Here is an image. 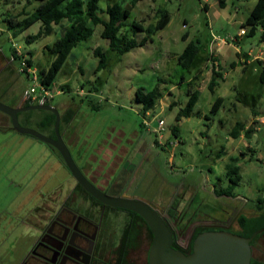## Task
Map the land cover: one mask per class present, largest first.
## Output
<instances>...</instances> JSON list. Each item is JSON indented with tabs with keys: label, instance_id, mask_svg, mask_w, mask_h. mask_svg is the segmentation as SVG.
Listing matches in <instances>:
<instances>
[{
	"label": "rangeland",
	"instance_id": "obj_1",
	"mask_svg": "<svg viewBox=\"0 0 264 264\" xmlns=\"http://www.w3.org/2000/svg\"><path fill=\"white\" fill-rule=\"evenodd\" d=\"M255 1L226 0V5L219 7V0H208L210 6L218 4L204 11L203 0H140L134 5L128 0H99L102 9L113 2L129 8L123 27H129L134 20H141L144 25L154 23L158 8L167 10L170 19L143 46L122 55L109 48L99 35L101 25H97L87 40L71 50L60 67L51 86L59 93L54 94L50 105L58 110L60 117L69 109L73 113L68 123L60 118L58 132L81 172L104 178L116 174L124 180L128 172L123 169H126L131 173L125 181L126 193L161 208L169 206L174 197L172 208L177 209L176 204L183 208L188 200L181 196L189 187L199 198L200 192L229 183L225 170L230 160L221 149L236 143L244 154L238 161L241 178L234 192L248 200L243 213L255 214L253 202L259 197L264 199V125L257 122L264 115V83L259 81L264 55L261 66L252 61L243 68L237 61L231 67L228 62L230 58L235 59L233 52L220 49L224 78L213 91L207 88L210 72L207 75L208 68L203 65L204 45H200L189 68H181L176 62V56L187 42L182 39L183 33H187L189 40L199 38L200 42L210 33L230 39L237 35L240 21ZM37 4L38 1L0 0V85L4 84L0 101L11 107H15L17 98L32 84L19 72L18 60L11 58V49L26 57L31 55L36 68L47 66L53 55L46 46L62 32V28L55 27L51 34L27 44L24 37L39 27V22H35L17 36L12 35L8 22L2 18L13 15L16 21ZM232 14H236L235 21L230 20ZM100 15L106 17L104 12ZM144 35L145 32L137 31L135 38L139 40ZM237 36V46L244 52L254 48L253 54H256L257 48L264 45L259 28L253 35ZM92 46H98L106 56V66L96 72L93 70L97 58L92 54ZM10 74V80L3 81ZM183 77L191 78L189 84L182 81ZM159 79L164 81L159 83L162 96L155 108L143 116L135 90L149 91ZM192 90L198 93L192 113L176 121L177 110L186 103L187 93ZM217 97H222V103L213 111L211 106ZM160 118L164 121L163 136L152 145L158 135L151 129ZM18 120L22 126L46 135L34 121H25L22 115ZM237 122L241 124L239 133L252 129L248 138L243 135L233 139L229 135ZM172 125L178 129L175 137L170 133ZM74 183L57 152L50 151L35 137L13 130L9 117L0 112V264L19 263L30 244L34 227ZM202 197L208 195L202 194ZM195 205L194 201L187 208L184 220L191 216ZM116 223L119 229L120 222ZM228 225L232 230L237 229L235 221ZM113 234L110 238L116 242L118 233ZM183 234L186 239L189 230ZM150 240V233L146 232L139 241L144 250L141 259L146 256ZM111 247L108 246L110 249L105 255L109 263ZM137 249H130V260L142 252ZM251 253L264 264V233L255 240Z\"/></svg>",
	"mask_w": 264,
	"mask_h": 264
},
{
	"label": "trees",
	"instance_id": "obj_2",
	"mask_svg": "<svg viewBox=\"0 0 264 264\" xmlns=\"http://www.w3.org/2000/svg\"><path fill=\"white\" fill-rule=\"evenodd\" d=\"M27 3L31 1H38V4L33 8L32 11L23 12V17L13 21V15H8L3 17V21L8 22V28L11 29L12 35L17 36L23 29L27 28L35 22H39V27L35 33L27 34L24 37V42L29 44L34 41L39 40L51 34L55 27L62 28V33L58 35L52 43L46 48L51 52L52 59L47 63V66H41L37 68L38 79L44 87L51 88L54 83L55 76L57 75L60 67L70 54L71 50L76 47V45L87 40L93 33L94 28L97 25H101V31L99 33L100 37L107 40V44L111 50L116 52L118 55H122L129 50L143 46L150 35L154 34L156 31L162 29L169 21V13L167 10L158 8L157 16L154 23L143 24L141 20H134L130 23L129 27H123V20L130 13L129 8L123 6L120 2H113L107 4L105 8H99V0H25ZM131 5H134L140 0H128ZM220 7L224 6L223 0H219ZM203 10L207 11V6H203ZM104 12L106 17H102L100 13ZM241 27L247 29L245 34L253 35L255 31L259 28L260 30V40L264 41V0H256L248 15L241 22ZM137 31L145 32L146 35L142 36L139 40L135 38ZM243 34V35H245ZM187 33H183L182 39L187 40ZM200 46L199 38L190 39L186 42L181 53L177 56V64L184 69H187L193 63ZM92 54L97 58L96 66L94 67V72L103 69L106 66V56L102 50L96 46L93 48ZM11 58L13 60H18L20 65L21 61H24L27 65L33 66V61L23 54H17L15 48L10 51ZM23 58V60H21ZM207 60L214 61V57L209 54ZM262 63L258 61L257 63ZM233 67L234 63H230ZM208 67V66H207ZM245 68V66H243ZM80 70H82L80 68ZM11 72V71H10ZM25 74L23 70L20 72ZM12 74V73H11ZM223 79L222 73L219 71L218 65H212L210 68V77L207 83V88L213 91L215 87L219 84V81ZM191 80L187 82L189 84ZM259 81L264 83V66H261L259 73ZM164 82L159 79L157 84L149 91H143L141 88L135 90V99L141 103V113L144 115L145 112L155 108L157 102L162 96V91L159 87V83ZM188 94L186 103L177 110L175 114V120L179 121L181 117H188L192 113L193 107L197 101V91L192 90ZM50 102H45L49 104ZM222 103V97H217L211 106V110L215 111ZM28 101L22 103L23 106L30 105ZM23 116L25 121L33 120L42 131L47 133V135L54 136V113L37 109L28 110L24 112H19L18 116ZM73 116V113L69 110L65 111L61 115V119L65 123H68ZM32 122V121H31ZM143 125V124H142ZM237 127L232 128L230 131V136L236 138L239 135V122L236 123ZM253 132L252 129H246L243 133L245 137H249L250 133ZM170 133L172 136L178 135V129L176 125L171 126ZM57 152V151H56ZM60 157V154L57 152ZM244 153L241 152L239 156L229 157L230 162L226 164L225 174L228 178L229 184L224 190L216 189L215 192L218 194H226L234 196L233 189L240 181L239 165L238 161ZM61 158V157H60ZM77 188L81 189L79 185ZM83 191V189H81ZM253 208L256 211L255 214L245 215L239 214L236 218L237 229L233 230L234 233L248 237L255 230L264 227V199L259 197L253 202ZM144 222V221H142ZM219 230L215 226L203 227L198 226L192 234L191 241L195 236L207 230ZM229 231L232 230L231 227L227 228ZM149 230V228H148ZM134 231V227L130 230ZM150 233V232H149ZM263 232L258 233L250 242L253 246L255 240L259 238ZM151 236V234H150ZM134 232L129 236L128 240H125L119 244L112 252L114 253V261L112 264H129L126 260V253L128 249L134 246ZM124 248L125 251H122ZM115 256L117 257L115 259ZM250 264H261V262L252 257Z\"/></svg>",
	"mask_w": 264,
	"mask_h": 264
},
{
	"label": "flooded vegetation",
	"instance_id": "obj_3",
	"mask_svg": "<svg viewBox=\"0 0 264 264\" xmlns=\"http://www.w3.org/2000/svg\"><path fill=\"white\" fill-rule=\"evenodd\" d=\"M22 99L21 105L26 101L23 94ZM155 143L156 140L154 139L152 145ZM46 146H48L50 151H57L49 144H46ZM61 161L63 162L62 158ZM84 171L86 172L85 168ZM123 171L128 172L124 180H121L122 177L116 174H110L109 178H104L103 176L96 177L89 172H87V175H83L103 193L142 200V198L124 191L126 187L125 181L128 180L131 173L126 169H123ZM77 185L79 184L75 181L74 185L60 201L53 202L51 208L46 212L43 219L40 220L41 223H37L34 227L30 244L18 264H112L114 253L112 252L111 263L107 261L105 256L108 249H110L108 246L112 245L111 251H113L124 241L123 238L128 240L133 232L135 242L134 246L128 249L126 260L129 264H148L147 253L141 259L144 250L139 244L142 236L146 232H150L145 222H142L144 220L131 210L110 206L101 202L86 192L80 185L83 191L77 188ZM245 205L243 204V207ZM152 207L158 209L155 205H152ZM158 210L170 227L174 239L173 246L185 253H189L191 246L188 245V240L196 227L203 225H195L188 237L184 239L185 235L176 227V223L172 225L166 219L163 212L160 209ZM117 221L120 222L119 229L115 225ZM132 227H134V231L130 232ZM203 227L209 226L204 225ZM216 228L228 230V227L225 226ZM230 231L234 232L233 230ZM113 232L118 233L116 242L113 238H110L114 236ZM132 248H138V252L140 249L142 251L136 254L137 257L134 260H130L128 257L129 251ZM122 251H125L124 248Z\"/></svg>",
	"mask_w": 264,
	"mask_h": 264
},
{
	"label": "water",
	"instance_id": "obj_4",
	"mask_svg": "<svg viewBox=\"0 0 264 264\" xmlns=\"http://www.w3.org/2000/svg\"><path fill=\"white\" fill-rule=\"evenodd\" d=\"M37 109L54 113V137L19 123V112ZM0 112L10 118L11 127L16 132L31 135L54 147L70 174L86 192L105 204L131 210L144 220L151 233L147 252L148 264H250L252 258L250 242L258 233L264 231V227L255 230L248 237L224 228L202 231L192 241V235L190 236L188 245L191 246V251L185 253L173 246L174 239L170 227L158 209L144 200L103 193L83 175L58 132L60 115L54 106L38 103L11 107L0 101Z\"/></svg>",
	"mask_w": 264,
	"mask_h": 264
},
{
	"label": "crops",
	"instance_id": "obj_5",
	"mask_svg": "<svg viewBox=\"0 0 264 264\" xmlns=\"http://www.w3.org/2000/svg\"><path fill=\"white\" fill-rule=\"evenodd\" d=\"M223 2H224V6H225L226 0H223ZM215 4H218V3L211 4V6H210L209 2H207L206 6H207V8H209V7L215 6ZM235 16H236V14L235 15L232 14L230 16V20L235 21V19H234ZM242 21H240V25H241ZM100 31H101V29L99 30V33H100ZM212 34H214V33H212ZM234 37H235V39L231 40V37H230V39H228V38H225L223 36H220L219 34H214V36H212L210 33V35L208 36L207 39L200 42V45L205 46V52L203 54V58H204V64L203 65L206 68H208L206 59H207V56L211 53L212 56L214 57L215 64L218 65L219 71L223 75V78H224V73H223V69L221 68V65L219 62V54H218L220 49H225V50L230 49L233 52L235 59L230 58L231 60L228 62L229 66H230V63H234V66H235L236 62L238 61L239 64H242V66L246 67L248 62H252V61L257 62V60L262 61L261 58L264 55L263 43H262L260 49L257 48L256 54H253V52L255 51L254 48H249L247 50V52H244L243 49L238 48V46H237L238 45L237 42L239 41L238 36L235 35ZM188 40H189V38H187L186 41H188ZM105 42L107 43L106 39H105ZM93 48H94V46H92V49ZM199 49H200V46H199ZM198 52H199V50H198ZM177 56H176V58H177ZM259 65L261 66V62L259 63ZM208 71L210 72V70L207 69V75H208ZM10 77H11V74L7 78L4 77L3 81L4 80L5 81L10 80ZM209 77H210V74H209ZM189 80H191V78L186 80L183 77V79H182V81L186 82V83ZM3 86H4V84L0 85V93H1ZM22 100L23 99H22V94H21L19 96V98H17L15 104H13V105L14 106L21 105ZM242 136H243V133H239V135L236 137V139L240 138ZM233 139H235V138H233ZM232 145H233V143L230 144L229 148L224 147L221 149V152L224 153L223 155H226V158L227 157L229 158L231 156H239L240 153L243 152L240 149L241 146H239V144L235 143L233 146ZM238 165H239V163H238ZM240 172H241V167L239 169V173ZM240 178H241V174H240ZM228 184L226 186H221L218 190H224L228 186ZM190 189H191V187L186 189V191L181 196V199L188 200V202H187L188 204L185 203L183 208H181L179 206L180 204H176L177 209L171 208V205H173L175 203L174 201L176 198H174V197L172 198L170 205L167 206L166 208H161V207L155 205L158 209H160L163 212L166 219L168 221H170V223L172 225H174V223H176V227L179 230H181L182 233L185 232L186 230H189V233H190L192 231V229L195 227V225H203V226L205 225V226H215V227H223V226L230 227L228 225L230 223V221H236V218L239 214H244L243 211L245 210L246 205L243 207V204L248 203L247 202L248 200L246 201L244 196L236 194L234 192V189H233L234 196H230V195H226V194L216 193L215 192L216 188L213 187V188L209 189L208 191H206L205 193L200 192L199 198L197 196L198 194L196 192H194V190H190ZM202 194H207L208 197L207 198L202 197ZM194 201L196 202V205L193 209V212L191 213V216L187 220H184L185 211L187 210V208H189L190 204ZM241 208H243V209H241Z\"/></svg>",
	"mask_w": 264,
	"mask_h": 264
},
{
	"label": "built area",
	"instance_id": "obj_6",
	"mask_svg": "<svg viewBox=\"0 0 264 264\" xmlns=\"http://www.w3.org/2000/svg\"><path fill=\"white\" fill-rule=\"evenodd\" d=\"M207 1L208 0H203L204 3L202 5V7L207 4ZM243 34H245V28L240 26L237 35H243ZM233 39H235V37L231 38V40H233ZM23 58L24 57H22L21 60H23ZM206 62H207V66H208L209 70H210L212 65H216L215 62H213L211 60H207ZM262 65L264 66V64H262ZM18 68H19L18 69L19 72H22L24 70L27 74V78H29L32 82V84L27 89H25V91L23 93L24 99L26 101H28L29 103H31V104H36V103L45 104V102H48L53 98L54 94L59 93V91L56 89L52 90V87L47 88V87H44L43 85H41V83L38 79L36 67L27 65L24 61H21ZM145 113H144V115H146ZM163 122L164 121L162 118L158 119L157 126H154L151 129V132H153L154 135H158L157 139H155L157 141H159L160 138H162V136H163L162 135L163 134L162 130L164 129ZM257 122L264 125V115L258 117ZM142 124H143V126L145 125L144 122H142Z\"/></svg>",
	"mask_w": 264,
	"mask_h": 264
},
{
	"label": "clouds",
	"instance_id": "obj_7",
	"mask_svg": "<svg viewBox=\"0 0 264 264\" xmlns=\"http://www.w3.org/2000/svg\"><path fill=\"white\" fill-rule=\"evenodd\" d=\"M36 104H38V103H36Z\"/></svg>",
	"mask_w": 264,
	"mask_h": 264
}]
</instances>
